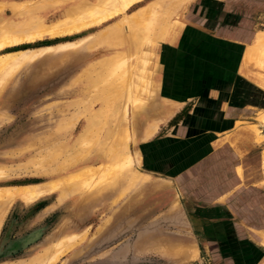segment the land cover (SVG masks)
<instances>
[{
	"label": "rangeland",
	"instance_id": "obj_1",
	"mask_svg": "<svg viewBox=\"0 0 264 264\" xmlns=\"http://www.w3.org/2000/svg\"><path fill=\"white\" fill-rule=\"evenodd\" d=\"M79 2L0 0V43L42 36L0 49V264H190L206 207L192 195L199 183L186 193L147 171L144 144L180 118L159 96L161 47L208 2L94 0L53 18ZM125 10L138 54L102 35ZM249 49L245 66L264 78V32ZM38 64L40 83L24 86Z\"/></svg>",
	"mask_w": 264,
	"mask_h": 264
},
{
	"label": "crops",
	"instance_id": "obj_2",
	"mask_svg": "<svg viewBox=\"0 0 264 264\" xmlns=\"http://www.w3.org/2000/svg\"><path fill=\"white\" fill-rule=\"evenodd\" d=\"M207 2L161 47L159 96L180 118L144 144V162L186 193L199 183L192 195L206 207L190 264H264V78L245 66L264 0Z\"/></svg>",
	"mask_w": 264,
	"mask_h": 264
},
{
	"label": "bare ground",
	"instance_id": "obj_3",
	"mask_svg": "<svg viewBox=\"0 0 264 264\" xmlns=\"http://www.w3.org/2000/svg\"><path fill=\"white\" fill-rule=\"evenodd\" d=\"M92 1H94V0H81V2H79L78 4H75L73 7L71 6V8H69L67 10H64V11H61L59 13L54 14L53 18L66 17V16H69V15H73V14H75L76 11L79 10V8L92 3ZM100 1L101 2H105V1H111V0H100ZM133 4H134V2L130 3L128 5L127 9L130 8ZM126 10L122 14L121 21L119 23L115 24V25L110 26L107 30L103 31L102 35H103V38H107L108 37L109 41L111 39L112 40L118 39L117 41L120 42V43L119 42L118 43L120 44L122 49H124V51L126 50L127 52L128 51L130 52V51L133 50L135 54H138V52H140V50L143 48V44L144 43L142 42V39H140V38H137V40L135 39L134 43H132L131 37L133 35H135L136 29L132 26V23L128 21V20L131 21L132 19H129V16L125 15ZM17 12L13 11V15H16ZM143 12H145V10H143ZM126 13H128V12H126ZM51 16H48L47 19L52 18ZM114 17H116V14H111L109 17L106 18V20H111ZM129 23H131V24H129ZM45 25L46 24L44 22L41 23L39 25V29H43L45 27ZM11 27H12L11 25L7 26L6 29H10ZM86 27H88V26H86V25H80V26L79 25H74L72 29L68 30L69 29L68 28L67 31L70 32V33H73V32L75 33L76 31L83 30ZM59 31H61V30L56 29L55 31H51L50 34L54 36V35H57V33H60ZM62 31H63V33L66 32L65 30H62ZM31 34H33V35H31ZM39 37L40 38L42 37V36H40V33H39V35H35V32L29 31L28 35L26 36V38H14V39H11L8 42L0 43V49L7 48V47L12 49L13 47H11V46H14L15 44H18V43L22 42L23 40H35V39H37ZM252 54H253L252 50L249 49L248 52H247V57L250 58ZM118 55H119V53L117 52V57H118ZM120 55H122V53H120ZM113 58L115 59V56ZM41 67H42L41 64H38V65H36L35 67L32 68V70L30 72V75H32V77H31L29 83L25 82L23 84L24 86L35 87V86H37L40 83V79L35 75V73H38L40 71ZM150 73H152V72H150ZM19 92L20 91L15 93V96L16 95L18 96Z\"/></svg>",
	"mask_w": 264,
	"mask_h": 264
}]
</instances>
